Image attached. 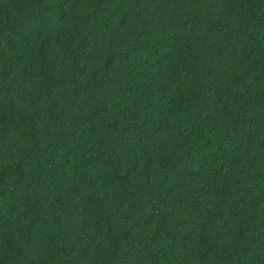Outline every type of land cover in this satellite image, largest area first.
Segmentation results:
<instances>
[{"label": "trees", "instance_id": "trees-1", "mask_svg": "<svg viewBox=\"0 0 264 264\" xmlns=\"http://www.w3.org/2000/svg\"><path fill=\"white\" fill-rule=\"evenodd\" d=\"M0 264H264V0H0Z\"/></svg>", "mask_w": 264, "mask_h": 264}]
</instances>
